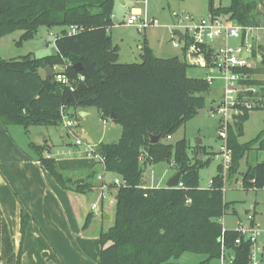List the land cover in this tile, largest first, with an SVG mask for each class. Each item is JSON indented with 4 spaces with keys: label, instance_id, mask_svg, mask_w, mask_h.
<instances>
[{
    "label": "trees",
    "instance_id": "obj_1",
    "mask_svg": "<svg viewBox=\"0 0 264 264\" xmlns=\"http://www.w3.org/2000/svg\"><path fill=\"white\" fill-rule=\"evenodd\" d=\"M115 1L0 0V39L21 30V44L34 39L41 27H62L56 36L55 53L0 59L1 122L5 127L21 126L28 135L32 126L59 125L62 109L96 107L104 117L115 114L113 120L123 127L122 135L116 142L99 143L96 153L103 156L106 171L117 174L126 184H113L117 189L115 223L100 236L102 248L96 264H181L178 260L184 253L207 255L198 264H210L223 253L234 256L231 264H251L250 242L241 238L237 243L240 233L225 229L218 220L229 206L223 166L218 165L211 187L201 188L199 171L210 159L192 158L185 137L168 141V136L172 138L205 107L209 81L188 76L189 64L177 56H156L147 39L140 62H119V47L109 33ZM256 9L255 0H231L228 6L209 2L211 15H229L240 25L254 24ZM71 27L76 28L74 33H70ZM47 66L57 67L52 79L45 73ZM59 66L62 69L58 70ZM248 72L264 74V52L261 65ZM58 73L66 75L70 84L59 81ZM249 117V110L236 115L228 128L230 179L239 173L241 160L259 137L240 141ZM151 135L161 139L151 143ZM29 148L62 188L79 193L93 189L96 170L88 171L85 178H74L60 169L55 157L45 154L50 150L48 144L30 142ZM196 149L202 152L204 146ZM160 162L172 163L182 172L181 185L144 186L143 164ZM242 184L246 189H264V161L248 166L242 173ZM30 219L23 207L22 235ZM89 221L87 218L85 226ZM1 260L21 262V252L17 256L13 252L6 224Z\"/></svg>",
    "mask_w": 264,
    "mask_h": 264
},
{
    "label": "rangeland",
    "instance_id": "obj_2",
    "mask_svg": "<svg viewBox=\"0 0 264 264\" xmlns=\"http://www.w3.org/2000/svg\"><path fill=\"white\" fill-rule=\"evenodd\" d=\"M126 1L127 5L122 6L120 0H116L113 9V21L116 26L112 28V35L113 41L119 45V62H140L142 60L140 46L143 45L146 38L154 53L159 57L170 58L177 55L183 58L184 53L182 48L173 45L176 36L172 34V25L177 21L178 16L182 17L188 14L198 18L206 17L210 14V0ZM212 1L214 6H228L231 4V0ZM255 1L260 3L261 14L264 17V0ZM135 7L142 9L143 16L146 14L150 19H157L158 25L149 26L143 31L134 25H128L127 19ZM61 30L62 27L59 26L53 28L41 27L39 34L34 39L24 41L21 44L18 43L22 33L21 30L2 37L0 39V59L20 58L29 53L37 57L53 54L56 52V36L61 33ZM262 34L263 45L260 43V46L264 48V31ZM230 43L236 45L238 40L231 38ZM159 51L160 53H158ZM58 69H62L61 66ZM187 71L190 76L200 78H207L208 74L207 69L202 67L189 66ZM250 79L253 80V83L249 84L257 88V96L263 95V101L261 105L256 106L250 111V117L244 124L245 133L240 138V141L248 142L259 137L241 160L239 173L234 178L230 179L227 174L228 170L225 172L223 169L224 195L229 206L224 218H219L218 220L229 229L236 227L240 221L246 223L250 215H254L256 223L264 228V189H246L242 184V173L247 170L248 166L258 161H264V74L262 72H254L250 75ZM222 86L223 80L220 78L215 79L212 83L211 90L205 93V107L200 109L194 118L179 128L172 139L168 140L169 142H176L185 137L191 145L189 154L192 158L196 155L199 158L201 154V160L210 159L209 165L201 168L199 171L200 185L205 188L208 187L211 178L217 174L218 165L221 164L222 160L221 156L217 157V155L222 154L223 144L222 138L218 134L219 117L211 111L212 106L215 104L214 101L222 97ZM83 112H87L88 114L83 115ZM69 113H71L70 117L75 123L73 127L69 128V130H74V134H71L72 148L74 150L78 148L85 150L83 154L78 156L79 158L96 159L95 154L89 150L87 144L81 146L74 144L81 130L83 131L81 133H87L93 139L91 146L95 150L99 143L116 142L122 135L123 127L115 123L111 117H104L96 107L71 108L69 109ZM69 130L64 122L55 126H32L30 127L29 139L36 142L40 139V134L44 133L47 136V140L54 142L57 147L63 148L67 142L68 138L66 134L69 133ZM200 139L203 140L204 146L202 152H198L196 149V146H199L196 145V142ZM56 152L57 150H54V153ZM61 152L60 154L64 155L63 151ZM58 157L60 158L61 156ZM147 164H143L144 186H166L168 177H162V173L168 170L172 174L176 170L172 163L160 162L155 166L149 165L148 167ZM101 166L102 164L100 165V169H102ZM107 174L110 176L114 175L112 172H108ZM88 198L92 202V199L95 197L93 194H89ZM114 198V195L109 194L105 201ZM108 207L112 214L116 213V205ZM114 221L115 219L113 217V224ZM200 257L196 253H186L178 261L182 264H196Z\"/></svg>",
    "mask_w": 264,
    "mask_h": 264
},
{
    "label": "crops",
    "instance_id": "obj_3",
    "mask_svg": "<svg viewBox=\"0 0 264 264\" xmlns=\"http://www.w3.org/2000/svg\"><path fill=\"white\" fill-rule=\"evenodd\" d=\"M120 4L126 6L127 1L121 0ZM133 10L143 12L139 7H135ZM254 25L259 27L260 43L262 44L264 17L261 14L259 2L257 3ZM114 26L116 25L113 21L112 26L109 27L112 39ZM113 43L119 47L114 41ZM140 49L142 50V46ZM180 59L185 60L189 66L201 67L189 63L185 53ZM188 76L190 75L188 74ZM212 83H210L211 86ZM217 101L215 100L214 103L216 104ZM82 114L87 115L88 113L83 112ZM69 115L71 116V113ZM81 132L83 131L81 130ZM81 132L77 137H89L90 140H85L92 145L93 139L89 134ZM72 133L74 134V130L66 134L68 139L63 148L57 147L54 142L47 140L44 133L40 134V139L35 143L48 144L50 150L45 154L55 157L60 169L69 172L74 178H85L88 171L96 170L92 178L94 187L87 193L62 188L43 164L35 158L34 152L29 148L30 142L33 141L29 139L30 136L26 134L24 128L18 125L5 127L0 120V256L2 255L3 225L6 224L12 237L14 254L17 256L21 252L20 264H96L99 262L102 248L100 236L114 225L113 217L115 219V213L112 214L108 206L116 205V202L112 203V199L105 200L109 194L116 197L117 189L113 187V184L114 178L118 175L115 173L113 176L108 175L109 171H106L104 163L98 158L91 160L79 158L78 156L85 150L72 148ZM74 144L81 146L76 141ZM54 150L57 152L54 153ZM61 151L64 155L60 154ZM101 164L102 169H100ZM149 165L155 166L156 164L148 163L147 167ZM168 165L172 168L170 164ZM176 172L175 170L170 174L168 170H165L162 177L167 176L169 180ZM211 180L207 188H209ZM151 187L153 186L151 185ZM200 187L205 188L202 185ZM89 194H93L95 197L91 198L92 202L88 198ZM94 203H98L96 208L93 207ZM23 207L31 215L24 235L21 232ZM253 217L255 219L254 215ZM87 218L90 221L85 226ZM237 226L233 229H236ZM224 228L229 229L225 226ZM198 255L201 257L196 264L207 258L205 254ZM230 258L231 255L224 254L223 258L213 259L210 264H231ZM0 264L11 263L1 260Z\"/></svg>",
    "mask_w": 264,
    "mask_h": 264
},
{
    "label": "built area",
    "instance_id": "obj_4",
    "mask_svg": "<svg viewBox=\"0 0 264 264\" xmlns=\"http://www.w3.org/2000/svg\"><path fill=\"white\" fill-rule=\"evenodd\" d=\"M137 1L146 2V0ZM127 24L134 25L142 31L149 26L158 25L157 19H150L146 14L143 16V12L136 10H133L129 15ZM173 29L181 30L185 36L182 39L172 33L176 36L173 45L182 48L187 61L206 68L209 73L207 76L209 83L217 78L223 80L222 97L216 102L212 112L219 117L218 134L221 136L223 144L222 154L217 157H222L221 165L226 172L231 161V150L227 147L228 128L231 121L236 115H241L246 110L251 111L261 105L263 101V95L257 96V88L248 83L252 74L248 72L249 69L259 67L263 61L259 27L254 24L240 25L231 20L229 15L224 14H209L206 17L198 18L185 14L182 17L178 16L177 21L172 25ZM69 30L70 33H74L76 28L71 27ZM231 38L238 40V43L231 44ZM55 68L57 69V67ZM56 78L65 84H70L69 78L62 73H58ZM62 122L67 128L75 125L68 111L64 109H62ZM170 138L171 136H168V139ZM76 143L78 145L87 144L95 157L104 163L103 156L97 154L96 150L84 138L78 137ZM140 159L143 161L144 156L141 155ZM114 184L125 185L126 181L117 176L114 178ZM211 185L212 180L209 187ZM111 202H116V197ZM97 206L98 203L93 204L94 208ZM236 230L240 233V237L236 240L237 243H240L241 238L250 242L251 264H264V228L256 223L253 215H250L246 223L239 222ZM223 257L224 253L221 258ZM233 259L234 256L231 255L230 262Z\"/></svg>",
    "mask_w": 264,
    "mask_h": 264
},
{
    "label": "water",
    "instance_id": "obj_5",
    "mask_svg": "<svg viewBox=\"0 0 264 264\" xmlns=\"http://www.w3.org/2000/svg\"><path fill=\"white\" fill-rule=\"evenodd\" d=\"M121 1V0H120ZM122 1H124V0H122ZM172 33H174V34H176V35H178L180 38H182V39H184L185 38V36H184V34H183V32H181V30H179V29H173L172 30ZM262 52H264V48H262ZM79 66V64H76L75 65V67H78ZM54 71H55V68H53L52 66H47L46 68H45V73H46V75L49 77V79H52L53 78V74H54ZM112 119H114L115 118V114H111V116H110ZM82 138H84V139H89L90 140V138L89 137H87V136H83ZM161 139V136L160 135H151V143H156V142H158L159 140ZM202 143H203V140L202 139H200V140H198L197 142H196V145H202ZM200 156H201V154H200ZM200 159H201V157H200ZM181 175H182V172L181 171H177L169 180H168V182H167V187H177V186H179V185H181ZM108 218H109V216H107Z\"/></svg>",
    "mask_w": 264,
    "mask_h": 264
}]
</instances>
